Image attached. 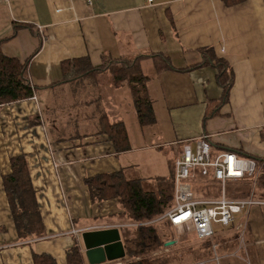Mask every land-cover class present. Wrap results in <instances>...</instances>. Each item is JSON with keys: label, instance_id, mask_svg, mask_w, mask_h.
Listing matches in <instances>:
<instances>
[{"label": "crops", "instance_id": "obj_1", "mask_svg": "<svg viewBox=\"0 0 264 264\" xmlns=\"http://www.w3.org/2000/svg\"><path fill=\"white\" fill-rule=\"evenodd\" d=\"M16 24L26 26L16 29ZM0 41L5 55L28 59L35 86L32 97L0 105V264H33L32 252L66 264L65 249L74 242L83 254L81 232L70 229L117 220L113 214L104 217L106 203L90 198L85 180L116 171L131 178L127 170L140 167L147 154L153 161L151 154L158 152L161 160L146 182L170 178L182 144L202 134L213 156L233 151L262 158L264 165V0H0ZM204 47L211 50L206 57L199 50ZM138 54L144 55L139 66L151 104L152 119L145 125L138 121L127 83L117 85L106 69L112 58ZM151 54L167 58L171 68L157 72ZM78 59L95 71L67 81L63 65ZM214 62L232 72L226 99ZM79 63L69 68H81ZM57 89L55 118L39 93ZM157 119L164 124L160 139L157 133L148 139L146 127ZM107 123L123 124L128 149L113 148ZM17 155L27 162L40 235L19 236L2 186L10 158ZM260 167L252 191L264 200ZM214 181L209 168L207 177L191 181L192 189L206 185L215 198ZM227 181L229 194L242 185ZM117 205L111 208L119 211ZM215 228L219 264H264V204L251 205L229 227ZM242 228L244 246L239 247L236 232Z\"/></svg>", "mask_w": 264, "mask_h": 264}, {"label": "trees", "instance_id": "obj_2", "mask_svg": "<svg viewBox=\"0 0 264 264\" xmlns=\"http://www.w3.org/2000/svg\"><path fill=\"white\" fill-rule=\"evenodd\" d=\"M19 26L26 25L16 24L15 28L17 29ZM199 50L205 57L206 54L211 53V50L206 47ZM143 56V54H138L129 58H121V60L112 58L106 68L111 72V79L114 83L119 85V83L125 81L129 86L137 118L141 125L151 122L152 119L150 100L145 92L147 77L141 73L139 68V62ZM151 57H153L154 67L157 72L171 68L167 58H164L161 54H151ZM27 61L28 59L20 61L15 57L7 56L0 49V105L33 96L35 86L29 80ZM80 61L78 59L73 62L64 63L63 70L68 71V73H65L64 79L71 81L77 77H88L94 73L95 69L91 66L85 67V64ZM219 61L224 63L221 60ZM70 63L73 66H75V63H79L82 67L75 69L72 66L69 68ZM215 65L218 68V76L221 77L223 82V94H227V89L232 83L231 69H228L225 64L218 65V63H215ZM71 68L73 69L71 70ZM226 94L224 95L225 99ZM105 128L107 129L106 133L109 136L111 144L116 151H123L129 148L127 134L122 123H107ZM262 136L264 137V130ZM245 157L254 159L257 169L263 160L262 158L257 160L252 156ZM263 166L261 164V167ZM10 168L11 171L2 177V186L7 196L17 233L19 236H28L32 233L40 235L42 222L24 156L17 155L11 157ZM262 170L261 173L264 172V168ZM199 175L197 174L192 181L197 179ZM237 181H242V185L236 191H233L232 194H229L228 181L225 183V194L230 199L245 198L253 189V178L245 176ZM85 182L88 194L92 200H115L123 208L122 214L126 219L125 223H139L138 226H135L136 235L134 238L125 237L124 234L126 235L129 228L121 227L122 233L124 232L125 243V256L121 258L123 263L167 264V261L160 263L162 262L161 258L167 259L170 257V253L162 252L159 256L150 255L149 253L163 247L166 241V233L162 231L160 225L172 228L168 219L161 216L173 205V174L170 178L158 179L159 184L156 189L147 187L146 181H143L141 178L125 177L122 171L100 173L87 178ZM214 182L216 184L211 187H214L220 193L219 181L215 180ZM193 191L196 197H201L200 192L204 193L207 198L213 196L210 192L211 190L206 185ZM121 220L123 221V218ZM216 229L210 238H216ZM157 258L159 261H156ZM65 261L66 264H84V256L75 242L65 249ZM32 263L57 264L55 258L50 254L37 252H32Z\"/></svg>", "mask_w": 264, "mask_h": 264}, {"label": "built area", "instance_id": "obj_3", "mask_svg": "<svg viewBox=\"0 0 264 264\" xmlns=\"http://www.w3.org/2000/svg\"><path fill=\"white\" fill-rule=\"evenodd\" d=\"M84 1L89 3L91 0ZM210 148L208 137L204 134L196 137L193 143L182 144L174 159V204L161 216L168 219L176 233H194L198 239L210 238L215 226L229 227L235 222L236 214L247 213L251 205L264 204V200L254 198L252 190L245 198L230 199L225 194L227 180H238L245 176L255 178L258 171L255 160L233 151H223L213 156ZM209 168H212V178L219 181L220 193L215 198L196 197L191 181L197 174L207 177ZM126 225L138 226L139 223L122 224L121 227ZM72 232L82 231L72 229ZM241 235L239 237L243 238ZM214 259L218 261L219 257L215 256Z\"/></svg>", "mask_w": 264, "mask_h": 264}, {"label": "rangeland", "instance_id": "obj_4", "mask_svg": "<svg viewBox=\"0 0 264 264\" xmlns=\"http://www.w3.org/2000/svg\"><path fill=\"white\" fill-rule=\"evenodd\" d=\"M140 68V67H139ZM140 71L142 73V70L140 68ZM146 71V68H145ZM69 89V90H68ZM68 95H70L69 91L72 88H68ZM80 89V88H79ZM59 94V89L54 90V91H40L39 96H43L46 100V104L49 106V108H51L49 110L50 115L57 118L58 114L55 111V100H56V96ZM70 116V115H69ZM71 117V116H70ZM69 117V118H70ZM73 120V118H71ZM64 119L61 117L60 122L63 121ZM94 123V122H93ZM97 124V123H96ZM96 124H94L93 127H96ZM103 125V124H102ZM164 126L163 122H160L159 119L156 120V123L146 127L147 128V137L148 139H154V133H157L160 139V130L161 128ZM92 127V126H90ZM99 127V124L98 126ZM161 127V128H160ZM89 127H87L88 129ZM70 130L65 129L64 130V135L68 134ZM75 132L80 131V130H73ZM159 142H161V140H159ZM148 157H141L142 161H141V166L140 167H132L131 169H128L126 172V176L131 177V178H141L143 179V181H145L149 175L150 172L153 171V166L157 165L158 162L161 160V154L160 153H152L151 156L153 155V161H150V155L147 154ZM136 158H132L131 161H134ZM147 184V187L151 188V189H156L157 185L159 184L156 181H152V182H145ZM200 189V188H199ZM210 198V197H208ZM106 204L104 207H102L101 209H104V211H102L104 214V217L107 218L106 216H109L111 214H113L112 219L113 218H117L115 223H100V224H95V225H88L86 227L83 228H79L76 230L79 231H85V230H91V229H95L96 227H101V228H106V227H118L121 231V225L122 224H130L128 222L125 223L126 219L123 217L124 215L122 214L123 208L120 206L119 211H115L114 209H112L111 207H118V203L114 204L113 206H111L108 203V200H103ZM112 202V201H111ZM173 204H174V200H173ZM113 212V213H112ZM240 214V213H239ZM238 215V214H236ZM116 216V217H115ZM121 218H123V221L121 220ZM92 226V227H90ZM128 226V227H127ZM127 229L128 231L126 232V235L124 234L125 237L127 238H134L136 235V227L135 226H130V225H126L123 226ZM162 231H164L166 233V241H168V239L170 240H175V246H168L163 244V247L158 248L157 250H155L154 252H150V255H156L159 256L162 252L164 253H170V257H168L167 259L162 257L161 260L163 263L164 261H167V264H198L199 262H204L205 264H219L217 261L213 262L215 259V256L218 254V239L215 237L212 238H206V239H198L197 237H195L193 234L191 233H182V234H178L176 233L173 228H169V226H164V225H160ZM219 227V226H217ZM82 229V230H80ZM135 229V230H134ZM239 233L236 232V239L238 240V244L241 243V241L244 242L243 238H240L238 236L241 235L244 237V229H238ZM70 233H76V232H72V229H70ZM124 233V232H123ZM122 233V234H123ZM208 239V240H207ZM165 241V242H166ZM79 244H81L82 246V241H81V237H79ZM243 245H239V247H243ZM167 248V249H166ZM231 255H236V254H232ZM168 256V255H166ZM156 261H159V259L157 258ZM88 264V263H86ZM106 264H124L122 259H116L113 260L111 262H108ZM166 264V263H164ZM220 264H222L220 262Z\"/></svg>", "mask_w": 264, "mask_h": 264}, {"label": "water", "instance_id": "obj_5", "mask_svg": "<svg viewBox=\"0 0 264 264\" xmlns=\"http://www.w3.org/2000/svg\"><path fill=\"white\" fill-rule=\"evenodd\" d=\"M83 256L88 264H101L125 256V248L118 227L95 228L81 232ZM174 241L164 242L170 245Z\"/></svg>", "mask_w": 264, "mask_h": 264}, {"label": "flooded vegetation", "instance_id": "obj_6", "mask_svg": "<svg viewBox=\"0 0 264 264\" xmlns=\"http://www.w3.org/2000/svg\"><path fill=\"white\" fill-rule=\"evenodd\" d=\"M121 259V258H120ZM111 261H113V260H111ZM111 261H106V262H104V263H101V264H106L107 262H111Z\"/></svg>", "mask_w": 264, "mask_h": 264}]
</instances>
